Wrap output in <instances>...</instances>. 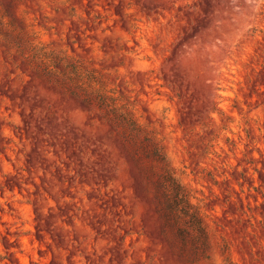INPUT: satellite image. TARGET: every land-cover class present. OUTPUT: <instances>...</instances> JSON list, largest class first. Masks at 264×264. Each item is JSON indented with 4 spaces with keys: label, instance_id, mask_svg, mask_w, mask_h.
Returning <instances> with one entry per match:
<instances>
[{
    "label": "rangeland",
    "instance_id": "rangeland-1",
    "mask_svg": "<svg viewBox=\"0 0 264 264\" xmlns=\"http://www.w3.org/2000/svg\"><path fill=\"white\" fill-rule=\"evenodd\" d=\"M0 264H264V0H0Z\"/></svg>",
    "mask_w": 264,
    "mask_h": 264
}]
</instances>
